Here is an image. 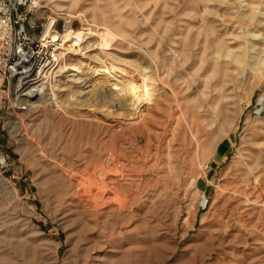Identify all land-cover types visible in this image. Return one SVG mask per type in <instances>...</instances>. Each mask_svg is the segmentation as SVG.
<instances>
[{"label":"rangeland","instance_id":"1","mask_svg":"<svg viewBox=\"0 0 264 264\" xmlns=\"http://www.w3.org/2000/svg\"><path fill=\"white\" fill-rule=\"evenodd\" d=\"M37 6L89 36L41 87L0 66V264H264V0Z\"/></svg>","mask_w":264,"mask_h":264},{"label":"built area","instance_id":"2","mask_svg":"<svg viewBox=\"0 0 264 264\" xmlns=\"http://www.w3.org/2000/svg\"><path fill=\"white\" fill-rule=\"evenodd\" d=\"M34 8H38L37 0H0V66L4 68L5 74L14 75L9 69L13 52L21 61L22 57L28 58L34 47L41 51L36 59L28 58L25 61L31 63L29 67L34 72L32 77L36 76L37 68L43 62L54 64L58 60L53 51L56 43L53 36L56 34L59 37L55 28L57 19L53 18L52 23H40L31 13ZM51 46L52 51H48Z\"/></svg>","mask_w":264,"mask_h":264},{"label":"bare ground","instance_id":"3","mask_svg":"<svg viewBox=\"0 0 264 264\" xmlns=\"http://www.w3.org/2000/svg\"><path fill=\"white\" fill-rule=\"evenodd\" d=\"M219 2H220V0H219ZM222 3V2H221ZM207 4V3H206ZM212 6H214V5H212ZM205 8V7H204ZM203 8V9H204ZM209 8V7H208ZM217 8V7H216ZM215 8V9H216ZM210 11V10H209ZM208 11V12H209ZM211 12V11H210ZM209 12V13H210ZM191 13V12H190ZM226 14V13H225ZM206 17V16H205ZM207 18V17H206ZM53 20V19H52ZM193 20V19H192ZM200 20V19H199ZM214 20V19H213ZM228 20V19H227ZM212 20H210L209 22H211ZM192 22V21H191ZM199 22V21H198ZM197 22V23H198ZM207 22V21H206ZM51 23H52V21H51ZM186 23V22H185ZM214 23V22H213ZM233 23V22H232ZM203 24V23H202ZM212 24V23H211ZM194 25V24H193ZM188 26V25H187ZM196 26V25H195ZM205 27H207V26H205ZM219 28H221V27H219ZM227 29V28H226ZM197 30V29H196ZM68 32H69V30H67ZM66 31V32H67ZM87 32L89 31L88 29L86 30ZM86 31L84 32H81V33H78V34H75V36L73 37V38H63V40H64V44H62V45H64V46H66L68 43H67V41L70 43V44H72L70 47H68L67 49H70V50H73L74 52H76V54H78V51H79V53H80V51H82L81 49L82 48H76L75 47V45L74 44H82V40L84 39V38H86V37H88L89 35V32L88 33H86ZM211 31H209V33H210ZM209 33H207V34H209ZM212 33V32H211ZM69 34V33H68ZM67 34V35H68ZM213 34V33H212ZM56 34H54V36H53V38H54V43H55V55H57L56 54V48H58L59 47V44H61L60 42H59V40H60V37H57V36H55ZM66 35V36H67ZM64 36V35H63ZM62 36V37H63ZM69 36V35H68ZM206 37H208V36H206ZM212 37H214V42L215 41H217V39H218V34L217 33H215V34H213V36ZM212 37H210V39H207V41H210L211 40V38ZM209 38V37H208ZM220 38H221V36H220ZM221 39H223V41H225L226 39L225 38H221ZM212 41V40H211ZM223 41H220L219 42V45H220V43L221 42H223ZM259 41V40H258ZM63 42V41H62ZM225 44V43H224ZM63 46V48H61V51L62 50H64L65 49V47ZM188 46V45H187ZM37 47H34V51L30 54V55H27L28 56V58H30V59H32V60H34V59H36L40 54H41V51L40 50H37L36 49ZM87 48H89V47H87ZM36 49V50H35ZM66 50V49H65ZM61 51H60V53H61ZM217 51H219V49H217ZM86 52V51H85ZM17 53V52H16ZM19 53V52H18ZM60 53L57 55V57H58V60H57V62L56 63H54V64H51V63H45V62H43L42 64H40L39 66H38V68H37V74H36V77H35V79L34 80H32L31 82H29V83H33L35 86H40L41 87V84H42V82L40 81L44 76H45V74H46V72L48 71V69H50V72H49V74L52 72V69H53V67L56 65V64H58V62L61 60V56H60ZM62 53H64V52H62ZM219 53V52H218ZM66 54V53H65ZM81 54H83V53H81ZM15 55V52H13V54L11 55V58H10V65H9V69L11 70V72H12V74H19V73H25L26 74V69H20V70H18V66H19V64L20 63H23L24 61H27L28 60V58L27 57H22L21 58V61H17V62H12L13 61V59H12V57ZM213 55V54H212ZM85 56V55H84ZM236 58H238L237 56H235ZM12 60V61H11ZM12 62V63H11ZM8 65V64H7ZM208 65V64H207ZM223 67V66H222ZM29 68V67H28ZM70 69H72V70H74V72L73 73H71V74H69V75H67V78H66V81L68 82H84L85 81V79L86 78H84L83 76H80L79 74V67H77V66H71V68ZM106 69V68H105ZM104 69V70H105ZM60 70V66H59V68H57V70L55 71V75H57L56 73H58V71ZM99 70V69H98ZM102 70V69H101ZM108 70V69H107ZM107 70H105V71H107ZM97 71V70H96ZM100 71V70H99ZM30 73V72H29ZM109 73V72H108ZM264 73V68H263V70H262V74ZM105 74V73H104ZM60 75V74H59ZM110 75V74H109ZM27 76V75H26ZM106 76V75H105ZM21 77V76H20ZM31 77V76H30ZM66 77V76H65ZM33 79V78H32ZM106 79V78H105ZM104 80V79H103ZM61 81V80H60ZM24 82H26V81H24ZM84 83H86V82H84ZM26 84V83H25ZM44 84V83H43ZM46 84V83H45ZM84 86H89V85H87V84H84ZM35 88V87H34ZM46 88V87H45ZM49 88V87H48ZM47 88V89H48ZM41 89V88H40ZM83 90H85V89H80V92H81V94L79 93V94H74V92H73V94H71V96H70V98H72V100H75V101H80L82 98H83V93H82V91ZM41 91V90H40ZM55 91V90H54ZM28 93H29V91H27ZM85 92H87V91H85ZM133 93V92H132ZM28 95V94H27ZM35 96V95H34ZM143 96V95H142ZM141 96V97H142ZM80 97V98H79ZM32 98V97H31ZM135 99V98H134ZM88 100V99H87ZM132 100V102L131 103H128V104H126V105H123V103H121V102H118L115 106H117V108L118 109H123V108H125V109H128L129 111L131 110L133 113H132V117L131 118H128V119H118V118H116L115 117V115L113 114V113H111V111L112 110H107V111H104V117H106V119H107V122L109 121V123H111L112 125H113V128L115 127V128H122V127H124L125 125H127V124H129L131 121H134L135 123H137V120H140V119H142V116H143V110H142V106H140V104L139 103H133V99H131ZM130 100V101H131ZM140 100V99H139ZM28 101V100H27ZM53 101V100H52ZM83 103V102H82ZM142 105V104H141ZM144 105V104H143ZM145 108V107H144ZM92 109H94V108H92ZM90 110L91 109H87V110H85V112L86 111H88V112H90ZM95 110V109H94ZM76 111V110H75ZM93 111V110H92ZM96 111H98V110H96ZM179 112V111H178ZM92 114V113H91ZM89 115V116H91V117H93V116H95V114H92V115ZM86 115V114H85ZM81 116V115H80ZM88 116V115H87ZM88 116V117H89ZM123 116V115H122ZM111 119V120H108V119ZM106 122V121H105ZM139 122V121H138ZM135 127H137V126H135ZM117 137V136H116ZM137 142V141H136ZM173 238V237H172ZM173 254V253H172Z\"/></svg>","mask_w":264,"mask_h":264}]
</instances>
